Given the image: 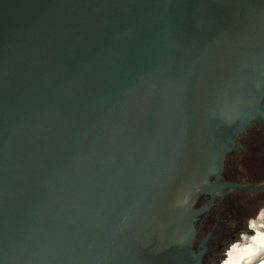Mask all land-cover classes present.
Returning <instances> with one entry per match:
<instances>
[{"label": "water", "instance_id": "obj_1", "mask_svg": "<svg viewBox=\"0 0 264 264\" xmlns=\"http://www.w3.org/2000/svg\"><path fill=\"white\" fill-rule=\"evenodd\" d=\"M254 119L264 0H0V264H202Z\"/></svg>", "mask_w": 264, "mask_h": 264}, {"label": "flooded vegetation", "instance_id": "obj_2", "mask_svg": "<svg viewBox=\"0 0 264 264\" xmlns=\"http://www.w3.org/2000/svg\"><path fill=\"white\" fill-rule=\"evenodd\" d=\"M215 182L216 175L211 176ZM216 193L200 194L194 208L209 204L196 221L194 250L203 251L202 264L219 263L226 253L250 237L248 231L264 224V188L235 186L264 183V125L254 119L239 132L235 148L227 152ZM247 233V234H246ZM252 236V235H251ZM225 262V260H224ZM224 262L222 264H224Z\"/></svg>", "mask_w": 264, "mask_h": 264}, {"label": "bare ground", "instance_id": "obj_3", "mask_svg": "<svg viewBox=\"0 0 264 264\" xmlns=\"http://www.w3.org/2000/svg\"><path fill=\"white\" fill-rule=\"evenodd\" d=\"M247 244L238 245L226 264H251L264 254V225L258 226V232L246 239Z\"/></svg>", "mask_w": 264, "mask_h": 264}, {"label": "rangeland", "instance_id": "obj_4", "mask_svg": "<svg viewBox=\"0 0 264 264\" xmlns=\"http://www.w3.org/2000/svg\"><path fill=\"white\" fill-rule=\"evenodd\" d=\"M263 211H264V209H263ZM262 225H264V224H262ZM257 232H258V231H257ZM246 234H247V233H246ZM243 239H244V237H243L240 241H238V242H240L241 245H244L245 243L247 244L246 238H245V240L242 242ZM240 244H239V245H240ZM237 247H238V244L232 249V251H230L229 253H226V254L224 255V258L221 260V262H219V263H211V264H222V263L224 262V260H225L224 264H226V263L228 262L230 256H231V254L235 251V249H236ZM206 264H209V263H206Z\"/></svg>", "mask_w": 264, "mask_h": 264}]
</instances>
